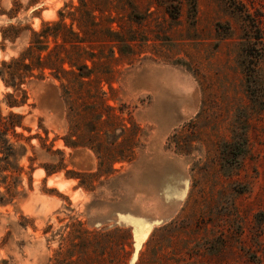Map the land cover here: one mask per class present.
<instances>
[{
    "label": "rangeland",
    "instance_id": "1",
    "mask_svg": "<svg viewBox=\"0 0 264 264\" xmlns=\"http://www.w3.org/2000/svg\"><path fill=\"white\" fill-rule=\"evenodd\" d=\"M0 74V264H264V0H0Z\"/></svg>",
    "mask_w": 264,
    "mask_h": 264
},
{
    "label": "trees",
    "instance_id": "2",
    "mask_svg": "<svg viewBox=\"0 0 264 264\" xmlns=\"http://www.w3.org/2000/svg\"><path fill=\"white\" fill-rule=\"evenodd\" d=\"M46 28V26H45ZM44 29H41L40 31L37 32H32L33 33V40L30 42V44L28 45L27 48H25V50H23L20 54L18 59H12L11 62L7 63V66L9 64H16L17 63V67H9L8 71H7V80L5 81L6 85H9L13 88V91H19L21 92V96L19 99H16L13 97L12 93H9V97L11 98V100L8 102V106L9 107H16V106H21L24 103V96H25V91L23 88L20 87V85L22 83H25L26 81H24V77L26 76H34L32 74V69L33 68H37V69H42L43 67H45V62L42 60V56L40 55L41 52L44 50L45 45L43 44V41L41 40V37L43 36V33L45 31ZM256 39H259V36H254ZM31 49H35L36 53H37V57L34 61H29V62H24V59L28 58V54L30 52ZM248 55L251 56V54L248 52ZM61 63L60 66L58 67V72H63V73H67L66 70H64V68L62 67L63 61L59 62ZM48 67H51L48 64ZM84 69H88L87 67H84ZM57 72V73H58ZM73 73V72H71ZM1 75V74H0ZM39 76H41V74H39ZM73 76L77 77V78H86L89 77V72L86 73H79L78 74H74ZM69 89V88H68ZM70 92V90H69ZM69 109L71 110V108L69 107ZM22 115L15 113V112H9L8 114V118L7 119H3L2 117H0V146L2 148H4L5 145H8L10 151L12 150L11 146H9L8 141L6 138H4V134L7 130L11 129L12 132H14V127L15 126H21V119ZM122 127V131H126V126L125 124H121ZM74 135V134H72ZM77 136H75V138L71 139V138H67L64 139V143L69 146V147H78V146H85V147H90L92 149V146L88 143V142H81L79 140L76 139ZM245 141L244 139L240 140V142H230L228 143V148H230L229 153L232 155V157H238L239 155L243 154L245 152V147H244ZM130 149V148H129ZM4 151L5 155H9L11 152ZM131 151V150H130ZM48 173L53 172L54 170H46ZM74 175H77V172H74Z\"/></svg>",
    "mask_w": 264,
    "mask_h": 264
},
{
    "label": "bare ground",
    "instance_id": "3",
    "mask_svg": "<svg viewBox=\"0 0 264 264\" xmlns=\"http://www.w3.org/2000/svg\"><path fill=\"white\" fill-rule=\"evenodd\" d=\"M60 183V182H59Z\"/></svg>",
    "mask_w": 264,
    "mask_h": 264
}]
</instances>
